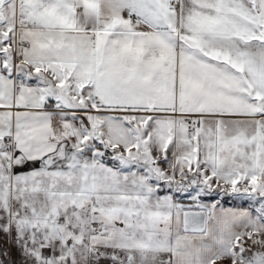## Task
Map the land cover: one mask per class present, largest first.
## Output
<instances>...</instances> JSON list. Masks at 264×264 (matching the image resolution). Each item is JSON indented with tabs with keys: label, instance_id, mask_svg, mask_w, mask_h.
I'll return each mask as SVG.
<instances>
[{
	"label": "snow or ice",
	"instance_id": "1",
	"mask_svg": "<svg viewBox=\"0 0 264 264\" xmlns=\"http://www.w3.org/2000/svg\"><path fill=\"white\" fill-rule=\"evenodd\" d=\"M0 264H264V0H0Z\"/></svg>",
	"mask_w": 264,
	"mask_h": 264
}]
</instances>
